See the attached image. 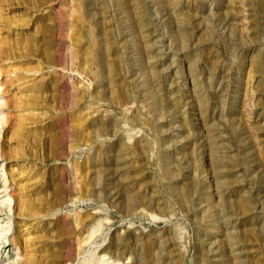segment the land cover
<instances>
[{
	"label": "rangeland",
	"instance_id": "obj_1",
	"mask_svg": "<svg viewBox=\"0 0 264 264\" xmlns=\"http://www.w3.org/2000/svg\"><path fill=\"white\" fill-rule=\"evenodd\" d=\"M0 201V264H264V0H0Z\"/></svg>",
	"mask_w": 264,
	"mask_h": 264
},
{
	"label": "bare ground",
	"instance_id": "obj_2",
	"mask_svg": "<svg viewBox=\"0 0 264 264\" xmlns=\"http://www.w3.org/2000/svg\"><path fill=\"white\" fill-rule=\"evenodd\" d=\"M5 190H8V188H6ZM7 194L9 195V198H8L9 207H11V204H12L11 200H12L13 197H14V190H13V189H9V190L7 191ZM0 202H1V201H0Z\"/></svg>",
	"mask_w": 264,
	"mask_h": 264
}]
</instances>
